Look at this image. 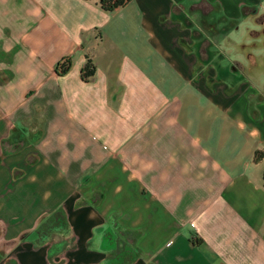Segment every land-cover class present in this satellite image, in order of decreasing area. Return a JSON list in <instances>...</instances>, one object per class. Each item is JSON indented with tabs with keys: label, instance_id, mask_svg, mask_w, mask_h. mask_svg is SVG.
Segmentation results:
<instances>
[{
	"label": "crops",
	"instance_id": "1",
	"mask_svg": "<svg viewBox=\"0 0 264 264\" xmlns=\"http://www.w3.org/2000/svg\"><path fill=\"white\" fill-rule=\"evenodd\" d=\"M0 264H264V0H0Z\"/></svg>",
	"mask_w": 264,
	"mask_h": 264
},
{
	"label": "trees",
	"instance_id": "2",
	"mask_svg": "<svg viewBox=\"0 0 264 264\" xmlns=\"http://www.w3.org/2000/svg\"><path fill=\"white\" fill-rule=\"evenodd\" d=\"M129 0L126 1V3ZM100 4L103 8H105L106 10L109 11H113L115 10L117 7H120L122 5L125 4V2L123 0H100ZM58 69V67H57ZM68 69V66L66 65L63 69H59L60 73L66 72V70ZM89 74H92V72H90ZM64 214L63 212L59 209L58 211H56V213L49 217L48 219H46L43 223H41L39 225V227L37 228V232L36 234H39L41 236V238L38 239H44L48 237V233L52 230L53 227H56L54 220L58 219L62 222L61 227L64 226ZM46 236V237H45ZM71 243L69 244L70 246L72 245V241H70Z\"/></svg>",
	"mask_w": 264,
	"mask_h": 264
},
{
	"label": "rangeland",
	"instance_id": "3",
	"mask_svg": "<svg viewBox=\"0 0 264 264\" xmlns=\"http://www.w3.org/2000/svg\"><path fill=\"white\" fill-rule=\"evenodd\" d=\"M55 222H56V223H55ZM54 223H55L56 227H53V228H52V230L48 233V236H50L51 234H53L54 232H56L57 229H62V227H61L62 222H61L60 220L55 219V220H54ZM36 237H37V238H41V236H40L39 234H37ZM45 237H46V236H45ZM118 237H119L121 240L124 239V237L121 236V235H118ZM129 238H130V237H129Z\"/></svg>",
	"mask_w": 264,
	"mask_h": 264
},
{
	"label": "built area",
	"instance_id": "4",
	"mask_svg": "<svg viewBox=\"0 0 264 264\" xmlns=\"http://www.w3.org/2000/svg\"><path fill=\"white\" fill-rule=\"evenodd\" d=\"M123 1H124V2H125V4H126V1H127V0H123Z\"/></svg>",
	"mask_w": 264,
	"mask_h": 264
}]
</instances>
